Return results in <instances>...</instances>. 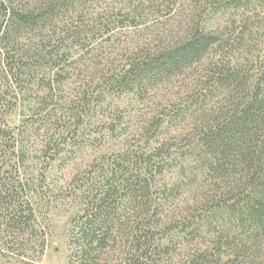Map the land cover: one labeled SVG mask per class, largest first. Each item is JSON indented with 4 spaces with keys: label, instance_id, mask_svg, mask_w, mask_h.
I'll list each match as a JSON object with an SVG mask.
<instances>
[{
    "label": "rangeland",
    "instance_id": "rangeland-1",
    "mask_svg": "<svg viewBox=\"0 0 264 264\" xmlns=\"http://www.w3.org/2000/svg\"><path fill=\"white\" fill-rule=\"evenodd\" d=\"M86 7L82 17L97 36L77 47L63 66L39 71L30 90L12 91L15 104L6 123L12 132L27 123L55 124L47 113L53 109L65 125L79 123V128L71 132L74 124L64 133L59 154L41 152L45 131H33L21 163H15L19 142L10 138L9 158L19 166V173H13L28 177L31 185L45 177L31 193L43 237L26 233L27 252H3L0 264H70L69 232L87 209L85 196L103 186L100 181L113 161L141 148L161 152L155 161L164 158L159 172L132 173L152 179L150 197L163 226L153 231L151 260L142 259L143 264H264V233L250 225L245 210L254 191L244 186L240 172L221 176L210 167L209 155L200 151V136L193 133L196 123H210L238 96L211 84V77L225 69L258 74L264 61V0H94ZM195 28L225 39L226 48L215 46L204 59L151 88L122 91L110 86L144 56ZM85 91L104 92L107 100L99 103L93 95L83 117L74 119L71 115L83 110L75 103ZM131 199L121 197L123 204ZM41 243L44 251L36 255ZM117 258L114 264H120Z\"/></svg>",
    "mask_w": 264,
    "mask_h": 264
},
{
    "label": "trees",
    "instance_id": "trees-1",
    "mask_svg": "<svg viewBox=\"0 0 264 264\" xmlns=\"http://www.w3.org/2000/svg\"><path fill=\"white\" fill-rule=\"evenodd\" d=\"M93 1L0 0V254L19 252L24 255L28 250L24 244L26 233L36 239L43 237L31 193L35 185L43 184L45 177L38 176L36 184L31 185L28 177L25 180L13 173H19V166L12 165L9 158L10 138L15 144L19 142V158L15 163H21L27 152L25 141L33 131H45L41 152L59 154L66 138L64 133L70 132L74 124L76 127L71 132L79 128V123L65 125V119L53 109L47 113L55 124L46 123L42 127L38 123H27L17 133L12 132L6 124L12 113L10 108L15 104L12 91L30 90L33 77L39 71L63 66L77 47L97 36L98 31L81 14ZM225 41L200 28L192 29L164 50L144 56L141 64L134 63L125 75L113 79L110 86L122 91L151 88L167 75L204 59L215 46L225 49ZM210 83L235 91L238 96L232 98L229 109L218 110L210 123H196L193 133L200 136V146L205 150L200 151L209 155L210 167L221 176L240 172L244 186L254 191V197H248L245 210L250 216V225L264 233V61L257 75L225 69L218 77H211ZM93 95L99 103L107 100L104 92L89 94L85 91L75 103L84 111L76 110L71 115L74 119L83 117L92 104ZM150 132L147 127L145 135ZM132 152L127 151L113 161L110 171L102 176L103 186L97 185L85 196L87 209L74 219L69 232L70 264H114L116 255L120 264H143L142 259L151 260L149 250L156 243L153 231L163 226L158 206L150 197L152 179L147 174L142 177L132 173L135 170L159 172L164 158L155 161L162 153L143 148ZM123 194L130 195L131 202L123 204ZM43 251L44 246L36 255Z\"/></svg>",
    "mask_w": 264,
    "mask_h": 264
}]
</instances>
